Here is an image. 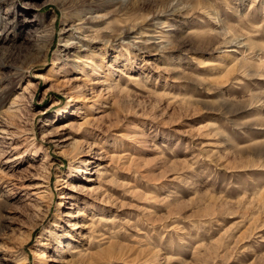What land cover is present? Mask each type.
I'll use <instances>...</instances> for the list:
<instances>
[{
    "label": "rangeland",
    "instance_id": "rangeland-1",
    "mask_svg": "<svg viewBox=\"0 0 264 264\" xmlns=\"http://www.w3.org/2000/svg\"><path fill=\"white\" fill-rule=\"evenodd\" d=\"M0 264H264V0H0Z\"/></svg>",
    "mask_w": 264,
    "mask_h": 264
},
{
    "label": "bare ground",
    "instance_id": "bare-ground-1",
    "mask_svg": "<svg viewBox=\"0 0 264 264\" xmlns=\"http://www.w3.org/2000/svg\"><path fill=\"white\" fill-rule=\"evenodd\" d=\"M66 198H68V196H66ZM61 205H63V204L61 203ZM79 214H81V212H79ZM63 215L65 216L66 213H64ZM75 227H78V226H75Z\"/></svg>",
    "mask_w": 264,
    "mask_h": 264
}]
</instances>
